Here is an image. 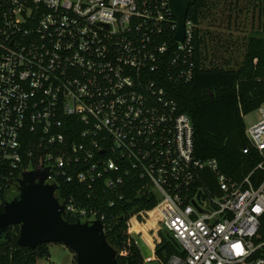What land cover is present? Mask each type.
<instances>
[{"label":"built area","instance_id":"1","mask_svg":"<svg viewBox=\"0 0 264 264\" xmlns=\"http://www.w3.org/2000/svg\"><path fill=\"white\" fill-rule=\"evenodd\" d=\"M170 29L168 0H0V205L34 170L48 171L56 198L59 185L114 189L134 175L155 197L127 221L130 235L133 222H151L146 263L264 264V178L251 182L264 172V104L245 129L261 161L241 182L197 159L192 120L168 89L192 80V24L182 43L168 41ZM58 203L64 220L105 219L73 198ZM160 232L179 245L164 263Z\"/></svg>","mask_w":264,"mask_h":264},{"label":"trees","instance_id":"2","mask_svg":"<svg viewBox=\"0 0 264 264\" xmlns=\"http://www.w3.org/2000/svg\"><path fill=\"white\" fill-rule=\"evenodd\" d=\"M222 0H196L190 6L187 20L192 24L190 45L193 50L194 72L186 84L169 85V94L176 101L181 112L188 114L194 128V155L200 160H214L220 174L233 182H241L260 163L258 153L249 146L245 136L243 118L264 104V0H234L232 10L238 13V5L249 4L257 15L256 22L261 36L250 35L246 39L242 59L237 63L227 56L229 44L212 37L203 25L212 17L217 4ZM222 4V3H221ZM226 5V1L223 6ZM247 5V6H249ZM227 17L225 29L231 27ZM172 25L174 23L172 22ZM174 30L167 31V39L173 43ZM218 41H221L219 43ZM226 55V56H225ZM249 147L248 153L242 150ZM264 178V172L255 170L251 175L254 186ZM144 181L130 175L121 187L108 189L103 180L91 185L74 181L70 185H59V201L73 198L74 203L86 211L103 214V231L108 244L117 252L118 264H148L144 261L133 236L127 232V221L131 215L149 211L155 206V197L143 189ZM18 191L14 194V198ZM3 206L0 205V213ZM73 223L74 219L65 217ZM264 238V217L262 219ZM133 222L130 231L143 234V240L150 243L148 226ZM19 227L9 226L0 240V264H37L49 258L48 244H41L32 250L18 248ZM156 246L158 263L179 251L162 234ZM125 252V255L120 253ZM75 258V257H74Z\"/></svg>","mask_w":264,"mask_h":264},{"label":"water","instance_id":"3","mask_svg":"<svg viewBox=\"0 0 264 264\" xmlns=\"http://www.w3.org/2000/svg\"><path fill=\"white\" fill-rule=\"evenodd\" d=\"M196 0H168L170 14L175 22L174 41L185 39L188 11ZM47 170H34L22 175L18 195L3 205L0 213V240L9 226L19 227L18 248L32 250L41 244H62L75 256V264H118L117 252L107 242L100 221L70 223L63 218V208L55 197L57 187L46 184ZM202 177L218 197L215 176L204 168ZM165 237L179 250V245L167 234ZM143 259L151 257L144 241L132 234Z\"/></svg>","mask_w":264,"mask_h":264},{"label":"rangeland","instance_id":"4","mask_svg":"<svg viewBox=\"0 0 264 264\" xmlns=\"http://www.w3.org/2000/svg\"><path fill=\"white\" fill-rule=\"evenodd\" d=\"M226 1V5L223 4ZM234 0H222L217 4L213 11L212 17L207 20V24L203 25V29H207L212 37H217L222 41H225L229 44V49L227 56H232L236 58V62L239 63L242 59V55L245 49L246 39L250 35H255L257 37L261 36V30H259L256 22L257 15L254 14V19L252 18V12L250 5L246 8H243V3L240 2L238 8L240 11L238 13L233 12L232 5ZM222 3V4H221ZM230 16L231 27L229 30L225 29V23L227 22V17ZM221 43V41H218ZM259 120L258 110H254L250 114L246 115L243 118L244 125L246 128L255 124ZM147 222L140 223V225H146ZM134 234V231H130ZM131 234V235H132ZM137 236L143 240V234L136 232ZM162 233L160 232L159 236L161 237ZM149 236V235H148ZM159 237V239H160ZM150 241L153 236H149ZM145 243V242H144ZM147 243V242H146ZM148 245L150 243H147ZM49 258L39 260L37 264H75V256L62 244H48ZM148 264H157V263H148Z\"/></svg>","mask_w":264,"mask_h":264},{"label":"flooded vegetation","instance_id":"5","mask_svg":"<svg viewBox=\"0 0 264 264\" xmlns=\"http://www.w3.org/2000/svg\"><path fill=\"white\" fill-rule=\"evenodd\" d=\"M15 193H16V191L13 192V194H15ZM13 197H14V196H13Z\"/></svg>","mask_w":264,"mask_h":264},{"label":"snow or ice","instance_id":"6","mask_svg":"<svg viewBox=\"0 0 264 264\" xmlns=\"http://www.w3.org/2000/svg\"><path fill=\"white\" fill-rule=\"evenodd\" d=\"M237 249H239V246H237Z\"/></svg>","mask_w":264,"mask_h":264}]
</instances>
